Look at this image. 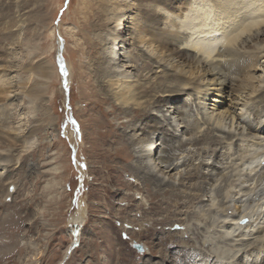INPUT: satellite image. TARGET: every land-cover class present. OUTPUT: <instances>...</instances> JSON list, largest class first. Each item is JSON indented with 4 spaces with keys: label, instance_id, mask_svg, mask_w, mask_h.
Masks as SVG:
<instances>
[{
    "label": "rangeland",
    "instance_id": "1",
    "mask_svg": "<svg viewBox=\"0 0 264 264\" xmlns=\"http://www.w3.org/2000/svg\"><path fill=\"white\" fill-rule=\"evenodd\" d=\"M1 1L0 73L5 72V74L0 78V87L6 86L10 81L15 82L16 85L19 82L26 81L27 84H30L40 80L41 77H38L34 71L32 73L26 71L28 67L34 68L39 63L48 66L51 74L47 78L46 91L40 99L28 101L20 97L17 100H11L12 102L6 100V103L0 102V156L3 155L7 158L0 163V264H59L63 261L69 248L75 242L73 229L76 226L71 224L70 219L77 214L80 200L86 203L89 210V219L82 230L85 241H81L79 246L74 248L70 256L66 260L64 259L63 264H110L112 258L117 260L118 253L126 250V258L136 259L138 264H142L143 258L147 255L145 245L154 246L162 251L163 245L158 242V238L163 236L164 228L171 229L170 239L177 240L188 227V235L194 234L196 230L205 237L207 236L209 239L207 243L212 242V245L206 244L205 247H201L205 237L202 240L195 238L196 236L193 238L194 241L197 240L196 245L199 248L206 251L211 250L209 256H204L206 254L203 251L197 250V252H202L200 263L215 264L216 252L219 251L221 255L233 253L236 250V244L229 241L231 239H228L227 234L224 239L221 238L224 233L222 227L217 226V223L227 216L226 210L229 209L228 214L231 216L227 218L228 220L224 219L226 222L219 224L228 229L232 222L229 219H233L231 217L234 216L238 220L237 215L243 210L251 212L264 195L261 185L256 194H250V196L252 195L251 199L254 200L252 203L249 202L250 196H243L239 199L235 195L236 192H233L235 189L239 193L244 191L245 184L241 182L244 177L250 180L246 186H254V182L249 176L252 174L255 177L256 173L264 166V126H262L263 133H261L263 136L260 139L248 135L249 126L255 124L253 118L255 116L252 114L259 110L262 112V116L264 115L262 93L264 91V55L258 59V69L254 72L257 79L260 80L259 92L261 95L259 92L245 91L240 95L235 93L236 96H231L227 94L226 90L222 92L224 93L222 95L217 91L216 86L211 85L212 76L204 77L202 73L195 71L192 74L188 68L183 71L182 67L174 68L169 62H161L159 59L161 54L157 48L150 46L147 40L142 42L143 40L138 39L144 34H141L133 25L127 31L126 29L119 30L120 34L131 36L127 54L132 60L131 64L137 66L128 68V73L126 72V77L123 80L134 85L152 86L156 89H148L150 95L139 100L140 106L120 104V101L113 99V92H116L117 86L112 87L110 84L111 81L122 80L123 75L119 72L116 77H108L103 80L102 83L106 89L104 90L105 94L102 93L101 97L104 99L110 95L112 100L102 103V107H100V105L90 104L91 97L88 99L86 97L89 94H84L88 84L82 85L92 79L91 58L86 53L87 47H90V41L86 36L90 35L97 40L95 30L90 24L93 21L94 13L98 12L97 6L94 5L95 1L19 0V5L16 3L12 5L11 15H8L10 1ZM193 2L195 0H192ZM197 2L206 4L208 0H197ZM235 2L238 1L235 0ZM19 9L22 16H14L13 11L16 12ZM190 9L193 8L190 7ZM177 14L176 19L183 25L187 24L188 21L184 14ZM89 16L91 17L89 18ZM20 18L23 20L21 19V28L18 30L15 29V26H18ZM59 24L62 25L61 31L64 35L62 38L57 29ZM115 25L116 23H114ZM69 30L76 31L75 37H70L67 33ZM189 31L192 33L193 30ZM199 32H197L199 37L191 34L194 41L200 38L201 32ZM206 37H203L202 40ZM209 37H213V35L210 34ZM76 38L80 42L83 41V44L81 43L77 49ZM144 39L146 38L144 37ZM79 47H81L80 50ZM62 64L69 69L70 74L72 72V83H65L60 71ZM166 73L169 75L184 74L186 75L185 81H192V83L183 85V83L175 82L179 90L175 86L168 90L164 85L166 76H168ZM88 92L91 91L87 89ZM157 98L162 102L160 105L153 106ZM120 108L129 109V114L127 116L118 115ZM176 108H179L180 111L176 112ZM105 110L108 111V115L103 114ZM131 111L133 113H130ZM143 111L154 113L149 123L151 126L148 128V132L144 131L146 133L144 135L145 137H154L155 140L160 138L157 146L163 155L169 154L164 142L166 143V140L171 137L183 142L188 141L189 138L199 139L198 145H188L186 152L177 149L171 152L175 155L183 153L179 159H174V163H177L178 166L183 163L184 159L191 160L190 166L186 163L183 164L184 167L180 169L183 171L182 173L187 172L184 170L185 166L188 167L187 170L191 171L203 161L204 168L200 167V169L204 171V175L208 172L213 178L210 181L211 184L206 185L211 194L201 197V201H197L192 207L195 208L197 214L199 213L198 215L190 216L193 209L191 212H186L187 214L184 212L185 210H182L181 216L180 214L178 216L180 221L176 220L173 224H168L163 220L167 213L159 212L158 199L149 196V193L152 194L156 191L153 186L149 187V189L152 188V191L148 192L139 190V187L137 189L128 188L125 184L131 181L139 185L140 181L126 170V166L132 162L139 163L140 159L136 157L138 147L129 145L126 142L127 137L121 135V131L127 130L128 126L135 122L136 116L133 115L135 112L138 115V113H144ZM94 115H97L95 119L101 121L97 128L93 127ZM156 120H159L165 127L163 132L158 131L160 128L156 126ZM261 120L263 125L264 116L261 117ZM41 122L43 123L41 126H35V123ZM34 126L36 127L35 134L28 140L27 147L26 143L25 147H22L20 143L15 141L14 143L12 140L10 144V140L5 139L9 138L7 130L16 133L20 130L27 132ZM184 127L189 129L190 132H187L189 135H183L186 131ZM154 130L157 131L151 133ZM72 133H75L78 139L75 142L76 145H73L70 140ZM205 134L213 136L218 141L212 142L210 138L203 139ZM237 142L243 144V148L235 153ZM253 143L255 144L253 151L245 153L248 151V144ZM178 144L177 142L176 145ZM125 145H129L128 148L131 147L134 158L127 159L123 156L125 153L121 148H124ZM111 151L119 153L118 158H113ZM186 154L189 156L186 157ZM217 154L218 157H216ZM175 155L173 156L175 157ZM212 164H216L217 171L226 177L214 175ZM261 177L264 184V177ZM238 179H241L240 183L237 182ZM179 180L180 175L178 174L175 185L180 188L179 192L183 194L198 193L192 187L197 181L184 180V184L181 185ZM232 181L233 183H231ZM219 187L223 188L222 191H217ZM260 189V196L257 198ZM160 197L162 199V196ZM208 197L212 199L207 200ZM134 202L141 206L137 205L136 208L131 209L128 204H134ZM176 202L173 201V207L178 204ZM125 205H128L127 209L124 208ZM144 210L148 212H144ZM215 215L217 219L220 218L218 221H216ZM254 218L249 216L241 218L240 222H248L253 226L246 235L241 232L240 223L232 224V228L237 232L236 238L250 239L260 232L264 221L262 220L263 223L257 225L252 220ZM209 220L215 222L210 224ZM208 222L209 224H206ZM175 224L177 225L176 229ZM200 226H203L201 230ZM213 227L217 229L215 230ZM108 228L110 231L113 230L111 239L116 241L118 247L121 246L114 255L112 253L117 247L116 244L111 247L109 243L96 244V246L88 243L91 238L103 236L102 230ZM180 229L185 230L182 232ZM217 230L221 231L220 235L217 234ZM119 232H121V238ZM219 238H221L220 241H218ZM111 239L109 241L112 245L114 241ZM136 245H141L142 250H139ZM109 247L114 251L112 252ZM172 249L176 250L178 247ZM152 250L155 251V249ZM256 250L258 249L256 248ZM260 253L264 255V250L260 249ZM154 255L158 258L160 254L154 253ZM240 257H243V250ZM220 261H225V258ZM244 262H247V259ZM112 263L118 264L117 261ZM176 263L177 261H173L172 264Z\"/></svg>",
    "mask_w": 264,
    "mask_h": 264
},
{
    "label": "bare ground",
    "instance_id": "2",
    "mask_svg": "<svg viewBox=\"0 0 264 264\" xmlns=\"http://www.w3.org/2000/svg\"><path fill=\"white\" fill-rule=\"evenodd\" d=\"M9 1L11 5L9 8L8 15H11L10 13H11L12 5L14 3L18 4L20 1L19 0H9ZM93 1H95L94 5L97 6L98 12L94 13L93 18H92L93 21L90 24L92 25L93 30H95L94 33L96 35L97 40H95L94 37H91L90 35L86 36L88 40L90 41V44H89L90 47H87L86 53H88V55H90V58H91V66H92L91 78L92 79L82 84V85H86L87 83L88 84L87 89L91 91L87 93V89H85L86 91L84 93L87 95L89 94L86 98L89 99L91 97L90 104L100 105V107H102V103H105L108 100L109 101L112 100L109 94H108L109 97H105L104 99L101 97L102 93L105 94L104 90L106 89L103 86L104 83L102 82L104 79L108 77H116L119 72H121L120 74L123 75L122 80L119 79L116 81H111L110 84L112 87L117 86L116 92L115 91L113 92V99L120 101L119 102L120 104H123L126 106L135 104V105L140 106L141 104L139 100L150 95L148 89H151V90L156 89L152 86L146 87V86H140L136 84L134 85L131 82L123 80L124 77H126L125 74L128 73L127 69L135 68L137 66L134 64H131L132 60L130 59V57H128V54H127V46L129 45V43H131L130 42L131 36L128 37V35L120 34L119 30L126 29L127 31V29L129 30L130 28L133 27V25L137 27L138 31L141 34L142 33L144 34V36H139L138 39L143 40L142 42L147 40L149 41L147 43H149L150 46H155V48H157V50L161 54L159 56V59L161 60V62H166V63L169 62L174 66V68L182 67L183 71L186 68H188L190 69L192 74L194 73L193 71H195L197 73H202V76L204 77L212 76L211 85L216 86L217 91L220 92L222 95H224V93H222L224 90H226L227 94L231 96L235 95V93L236 95H240L241 92H245V91H248L250 93L259 92L260 80L257 79L254 72L257 71L258 69V62H259L258 59L262 58L264 55V0H249L247 2L246 0H237L238 1L237 3L235 2V0H215V2H213L214 0H210V1L208 0L206 4L205 3L198 4L197 0H195V2L193 3H192V0H115V1L113 0H93ZM190 7H192L193 9H190ZM20 12L21 11L19 9L16 12L13 11V14L14 16L16 15L17 17H21L22 13ZM177 13L181 15L184 14L185 18L188 21L187 24L183 25L182 23L179 22V20L176 19L177 17L176 15H178ZM222 14L224 15L220 17V15ZM250 15H252L253 17H251ZM84 17L86 18L87 16H84ZM90 17L91 16H89V18ZM21 19L22 18H20V21L18 20L19 21L18 26L16 25L15 29L19 30L21 28V22L23 20ZM114 23H116L115 26H114ZM61 28H62V25L59 24L57 26V29L59 30V35L62 38L64 35L61 31ZM189 30L191 31L193 30L192 33ZM197 32H199L201 36L200 38L194 41L193 36L199 37L197 36L198 34ZM67 33L70 35L71 38L75 37L76 35V31L74 30H72V32L71 30H69ZM191 34H193V36ZM210 34H212L214 38L209 37ZM205 36L209 38L206 39L207 38L206 37L204 38V40H202V38ZM144 37L146 39H144ZM75 42H76V49L78 46H80L81 43L83 44V41L80 42L77 38ZM81 47H79V50L81 49ZM76 49L75 51H77ZM26 71H30V73L34 71V73L38 77H41V79L38 81H33L30 84H27L25 81L22 83L19 82L16 85L14 84L15 82L10 81L6 86L0 87V102H3V103H6V101L12 102L14 100H17L20 97L21 98L23 97L25 98V100L27 99L28 101H35L36 99H40L44 95V92L46 91V86L48 84L47 78H49L51 74L49 67L43 63H39L34 68L28 67ZM60 71H61V75L63 76V79L65 80V83L67 82L72 83V72L70 74L69 69L65 65L63 64L61 65ZM4 74L5 72L4 73L2 72V74L0 73V78L3 77ZM166 75L168 76H166V79H165L166 82L164 81L165 82L164 85L168 88V90L174 88V86L175 88L178 87V85L176 87L175 82L183 83V85L184 84L189 85L192 83V81H189V80H188L189 82L185 81L186 75L184 74L169 75L168 73H166ZM177 90L179 89L177 88ZM262 93L264 96V91ZM84 94H83V97H84ZM259 95H261V92H259ZM259 95L258 97H260ZM161 102L162 100L157 98L154 101L153 106L160 105ZM178 109L176 110V112L180 111V109L179 110ZM119 111L120 112L118 115L127 116L129 114V109L127 108L126 109L120 108ZM143 112L144 113H141V114L138 113V115H136L137 112H135L133 114L136 116L135 122L131 123L128 126L127 130L121 131V135H123L124 137H127L126 142L129 145L133 147L134 146L138 147L136 157L140 159L139 163L135 162L134 164L132 162L131 164L126 166L127 167L126 170L140 181L139 185L136 183L134 184V182H131V181L126 182V183L124 182V183L127 184L128 188L137 189V187H139V190H143V191L145 190L148 192L149 190L150 192L152 191V188L149 189V187L153 186V189H155L156 191L153 192L152 194L149 193V196L152 197L153 199H158L157 206L159 207V212H162V214L163 212L167 213V216L163 220L167 222L168 224H173L176 220H178V216L182 212V210H185L184 211L185 213L191 212V210L193 209L192 208L193 205L197 201L199 200L201 201V197L209 196L211 194V192L209 193V191L207 190L206 185L209 184L213 178L211 175L208 174V172L207 174L205 173L206 175H204L203 174L204 171L200 169V167L204 168L203 161L198 166L194 167V169L191 171L187 170L188 167L185 166L184 170L187 171L185 173H182L183 171L180 169L184 167L183 166L184 163L190 166L192 164L190 159H184L183 163L181 165L179 164V166L177 163L176 164L174 163V159H179V156L183 155V153L175 155L174 153L171 154L172 151H176L177 149V150H181V151L183 150L184 152H186L187 146L188 145H192V146L198 145L199 139L196 140L197 138H195L192 140L191 138H189L188 141L183 142L182 140L178 141V139L175 140L174 138L171 137L170 139L166 140V143L164 142V144H166L167 146L166 148L169 154L163 155L162 151L159 150V147L157 146L158 140L160 138L155 140L154 137H151V136L145 137L144 135L146 134L144 133V131L148 132L149 130L148 128L151 126L149 123L152 120L154 113H151L150 111H143ZM104 113L107 115L109 114L108 111L106 110L103 112V114ZM130 113H133V112L131 111ZM252 115L255 116V117L252 116L254 118L255 124H252L249 126L248 135L249 136L251 135L255 139H260L261 136H263L261 133H263L262 126H264V122L262 125L263 119L261 120V117H263L264 115L262 116V112H260L259 110L254 112V114ZM178 116L180 115L178 114ZM96 117L97 115H94L92 119V122L94 123L93 127L95 128L99 127L98 125L101 123L99 119H95ZM41 124L43 123L42 122L38 124L35 123V126L36 127L37 125L41 126ZM35 126L34 128H31V130L27 132L26 130L25 131L20 130V131H17L16 133V132H11L7 130L6 132H8L7 136L9 138L6 137L5 139L10 140L9 142L10 144L12 140H13L12 142L15 141L16 143H20L22 147H25V143H26V147H27L28 140L32 138L33 134H35L34 133L36 129ZM156 126L160 128L158 129V131L160 132H163L165 129V127L160 123L159 120H156ZM259 126H261V128H259ZM184 128L186 131L183 135H189L188 134L190 132L189 129H186V127ZM156 131L157 130H154L151 133L156 132ZM77 136L79 137V135ZM207 138H210L212 142L218 141V139L214 138L213 136H210L209 134L208 135L205 134L203 139H207ZM7 140H5V142H7ZM70 140L72 141L73 145H76L75 142L76 140L78 141V139L76 138L75 133H72V138ZM177 142L179 143L178 145H176ZM129 145H125L124 148H121L122 152L125 153V155L123 156H125V158L127 159H131L135 157L132 154L133 151L131 147L128 148ZM254 145H255L254 143L251 145L248 144V151H246L245 153H248V152L250 153L251 150L253 151ZM236 146L237 148L235 150L236 151L235 153H237L238 151H241V149L243 148V144L238 143V142L236 143ZM173 155H175V157ZM111 156L113 158H118L119 153L111 151ZM187 156L189 155L186 154V157ZM216 157H218V154L216 155ZM5 159L7 158L1 155L0 163L4 161ZM145 161H148V162H145ZM211 168L213 170L212 172H214V175H217V176L221 175L223 177H226L224 174L217 171L218 166L216 164H212ZM178 174L180 175L179 184L181 185L184 184V180L197 181L194 183L192 187H193V190L198 191V193L195 192V194H189V193L183 194L182 192H179L181 191L179 190L180 188L176 187L175 185ZM261 176L264 177V166L261 170H259L256 173L255 177L252 174L249 176L252 178V181L254 182V186H246V183L250 182V180L244 177L242 181L241 179L237 180V182L241 181L243 184H245L244 191H242V193H239L238 190L235 189L233 192H236L235 195L238 196V198L240 199L243 196H250V194L253 195V193L256 194L260 185H261V189L264 191L263 178ZM231 183H233V181ZM222 189L223 188L219 187L217 188V191H222ZM261 189L258 191L259 195L257 196V198L260 196ZM252 195L249 197L250 203L254 201L251 199ZM160 196H162V199ZM210 198L211 197H208L207 200H210ZM174 200L177 201L176 203L178 204L173 207L172 203ZM128 205L131 209H133V208H136L138 204L136 205V203L134 202V204L130 203ZM128 205H125L124 208L127 209ZM138 206H141V205L139 204ZM211 208L213 210V207ZM238 208L240 207L238 206ZM238 208L237 210H239ZM253 210L251 212H247L246 210H243L239 215H237L238 220H236V217L234 216L231 217L233 219H229V220H232V222L229 221L231 223L229 224L228 229H226L225 226H222L219 224L226 222L224 221V219L225 218L227 219L231 216L228 214L229 209L226 210L227 216L225 215L226 217L225 218L223 217L224 219L222 221L220 220V223L216 222L218 224L217 226L222 227V230L224 233L221 236V238L224 239V236H226L227 234L228 239L229 238L231 239L229 241H232L236 244L235 245L236 250L233 253H228V254H223V255L220 254V251L216 252L215 264L216 263L217 264H251L252 262H253L252 264H264V255L260 253V249L264 250V223L262 222V220L264 221V195L261 198V200L258 201L257 206H255ZM88 212L89 210L86 206V203L80 200L79 205H78L77 214L70 219L71 224L76 226L73 229V233L75 235V240H74L75 242L69 248V251L67 252V256H64L65 260L70 256L74 248L79 246V243L81 241L83 240L85 241V239L83 238L82 230L84 229L89 219ZM144 212H148V211L144 210ZM191 213L192 215L190 216H194L197 214L195 210L192 211ZM216 214H219V213H216ZM255 215L257 216L255 217ZM246 216H249L250 218L255 217L252 220L257 225H259L262 222L263 225L261 227V230L256 236L250 239L249 238L248 239L236 238L237 232H236V229L232 228L233 227L232 224L240 223L239 227L241 228V232H244L243 234L245 235L246 233H249L252 229L251 227H253L251 223L240 222ZM152 217H149V218H152ZM219 219H217V216H216V221H218ZM206 220L208 221V219ZM209 222L210 224H213L215 221L209 220ZM209 222L206 224H209ZM176 226L177 225L175 224L174 226L175 229H176ZM188 226L189 225L187 224V227ZM208 226L211 227L210 225ZM202 227L200 226L199 229L201 230ZM188 228L187 229L185 228L186 230L184 229L185 232L182 233L177 238V240L169 238V236L172 234L171 233L172 231L170 228L168 230L164 228V231L162 233L163 236H161V238H158L159 239L158 242H160V244L163 245L162 251L160 249L155 248L154 246H150L151 247L150 248L149 246L145 245L146 250H147V255L149 256L146 255V257L143 258L144 262L142 264H172L173 261H177L176 264H189V263L199 264L201 262L202 256L200 257V255L202 252H197V250L203 251V253L206 254L204 256H209V253L211 250L206 251V250H202L201 248H199L196 245L197 240L194 241L193 238L196 236L195 238L202 240L205 237V235H203L200 232H196V230L194 231L195 232L194 234L190 233V235H188V232H189ZM256 228L258 229V227ZM175 229L173 228V230ZM181 230L182 229H180V231ZM184 230H182V232ZM192 230L191 232H193ZM220 230H217L218 235L221 234ZM102 233H103L102 234L103 236L91 238L88 243H90L91 245L93 244L94 246H96V244L103 245V244L109 243L111 247H114V244H116V241L111 239V234L113 233V230L110 231V229L108 228V229L102 230ZM177 235L179 234L177 233ZM241 235H238V236L241 237ZM119 236L121 238L122 236L121 232H119ZM205 238L206 239L202 241L201 247H205L206 244L212 245V242L207 243L209 241L207 236ZM221 238H219L218 241H220ZM110 239L114 241L112 245H111V242L109 241ZM248 240L249 242L247 243ZM116 246L117 247L115 248V251L114 249H110L109 247V249L112 250V252L114 251L112 253L113 255L116 254L120 250V247H121V246L118 247V244H116ZM174 247H178V249L173 250L172 248ZM256 248L258 250H256ZM152 249H155V251ZM190 250H192L193 252L192 253L189 252ZM242 250H243V257H240ZM125 252L118 253L117 260H113L112 258V261L110 262V264H115V263H112L113 261L115 262L117 261L118 264H138L136 259L126 258ZM154 253L156 254L159 253L160 254L159 257L158 258L155 257L156 255H154ZM253 257L254 259L252 260ZM224 258H225V261L221 262L220 260ZM231 258H233V260H231ZM64 259L63 261L59 262V264H63ZM245 259H247V262H244ZM200 264H208V263L205 262V263H200Z\"/></svg>",
    "mask_w": 264,
    "mask_h": 264
},
{
    "label": "water",
    "instance_id": "3",
    "mask_svg": "<svg viewBox=\"0 0 264 264\" xmlns=\"http://www.w3.org/2000/svg\"><path fill=\"white\" fill-rule=\"evenodd\" d=\"M136 247H137L139 250H142V246H141V245H136Z\"/></svg>",
    "mask_w": 264,
    "mask_h": 264
}]
</instances>
